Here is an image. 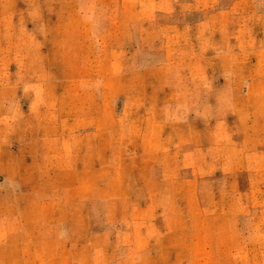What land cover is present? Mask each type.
<instances>
[{"label": "rangeland", "instance_id": "obj_1", "mask_svg": "<svg viewBox=\"0 0 264 264\" xmlns=\"http://www.w3.org/2000/svg\"><path fill=\"white\" fill-rule=\"evenodd\" d=\"M0 264H264V0H0Z\"/></svg>", "mask_w": 264, "mask_h": 264}]
</instances>
